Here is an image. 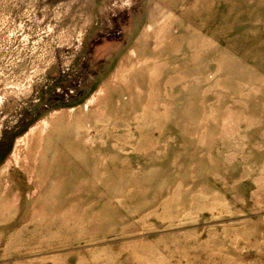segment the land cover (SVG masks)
<instances>
[{
    "label": "rangeland",
    "instance_id": "obj_1",
    "mask_svg": "<svg viewBox=\"0 0 264 264\" xmlns=\"http://www.w3.org/2000/svg\"><path fill=\"white\" fill-rule=\"evenodd\" d=\"M0 264H264V0H0Z\"/></svg>",
    "mask_w": 264,
    "mask_h": 264
}]
</instances>
